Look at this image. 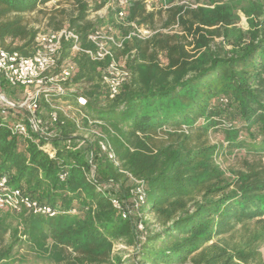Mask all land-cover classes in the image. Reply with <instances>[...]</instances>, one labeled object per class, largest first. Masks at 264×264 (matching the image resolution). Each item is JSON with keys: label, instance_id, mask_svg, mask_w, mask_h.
<instances>
[{"label": "trees", "instance_id": "obj_1", "mask_svg": "<svg viewBox=\"0 0 264 264\" xmlns=\"http://www.w3.org/2000/svg\"><path fill=\"white\" fill-rule=\"evenodd\" d=\"M51 1L0 0V46L31 56L40 32L23 16ZM107 2L89 7L75 0L66 28L81 49L91 47L87 36L95 29L129 31L113 19L116 9L87 19ZM162 12L161 29H155L160 12H148L144 0L125 9L127 23L159 31L125 41L116 52L126 57L130 79L114 98L100 80L108 60L93 62L81 52L71 57L77 69L72 80L61 93L41 92L37 99L32 117L42 132L32 131L27 110L18 108L24 88L0 79V95L14 105L0 109V177L54 213L0 209V264H264L258 252L264 244V171L251 172L256 162L247 160L264 161V2L211 0ZM238 13L245 31L236 27ZM215 38L231 48L224 50ZM70 48L63 44L60 60ZM76 120L81 128L100 123L93 128L118 166L97 141L78 134ZM18 122L26 137L14 132ZM237 156L250 173L226 177L218 160ZM130 177L144 188L137 207ZM236 227L245 229V237L231 252L215 242Z\"/></svg>", "mask_w": 264, "mask_h": 264}, {"label": "built area", "instance_id": "obj_2", "mask_svg": "<svg viewBox=\"0 0 264 264\" xmlns=\"http://www.w3.org/2000/svg\"><path fill=\"white\" fill-rule=\"evenodd\" d=\"M134 0H116L115 9L116 24L123 27H129L127 34L118 36L117 27H102L95 29L87 36V43L90 44L89 49H81L77 42V35L73 30L64 27L56 31L40 32L37 34L34 42V52L29 57H24L18 52H9L0 46V79L10 86H18L24 88V99L18 108H24L28 112L29 127L32 131L40 130L32 117L37 108V99L41 92H57L61 93L66 84H68L76 74V65L71 60L76 53H83L93 62H103L108 60L106 67L100 71L101 84L106 88L109 97L114 98L123 84L129 81L130 73L126 68V57L117 56L119 50L122 49L123 43L132 38L147 40L151 38L159 30H152L146 25L137 26L134 23H124L125 9L129 3ZM145 3V2H144ZM146 8L149 10L148 3ZM195 8L196 6H190ZM165 9L167 7H164ZM162 32L167 33V30ZM70 43V54L68 58L60 60L62 46ZM0 109L14 107L4 96L0 95ZM79 104H84L83 99H78ZM56 108V107H54ZM4 113V111H2ZM56 116L53 113L51 120L55 121ZM78 128V134L89 142L97 141L99 150L105 154L106 158L115 166L118 162L115 155L104 140L103 134L93 128L94 124L99 122H88L86 128L79 126V121H75ZM14 132L19 135L27 136L26 126L22 122H18L14 128ZM50 156L52 152L48 144L44 145ZM93 169V168H92ZM64 175L60 176L63 180ZM134 189L131 190L133 195L134 206L137 207L144 198L143 184L139 180L130 177ZM112 206L120 209V205L116 200L112 201ZM24 207L33 213L48 214L53 216L54 213L47 207L39 206L37 203L30 201L24 197L20 190L12 189L8 186L7 178L0 177V209L19 212ZM138 230L142 231L143 226L138 225Z\"/></svg>", "mask_w": 264, "mask_h": 264}, {"label": "rangeland", "instance_id": "obj_3", "mask_svg": "<svg viewBox=\"0 0 264 264\" xmlns=\"http://www.w3.org/2000/svg\"><path fill=\"white\" fill-rule=\"evenodd\" d=\"M88 3L89 7H92L94 3H97L101 0H84ZM108 1L105 6L97 11V12H92L88 16L89 21H95L99 18H106L108 10H115V0H106ZM211 0H144V2L149 6V10L146 8L148 12H156L159 13L160 15L156 16L155 22H154V27L155 29H161V25L164 21L165 18V13L162 12L164 10V7H169L172 5H185V6H200V5H205L208 4V2ZM215 1H221V2H229L231 0H215ZM254 1H261L264 2V0H254ZM75 14V0H53L49 3H47L44 6H39L37 11L30 13V14H25L23 16L24 20L30 25L33 26L34 28L38 29L39 32H47V31H56L54 29L55 25L61 26V28L67 27V19L70 15ZM239 14V20L236 23V27L241 29L242 31H245L248 29V25L246 22L245 17ZM113 19L116 22V16L115 13L112 15ZM53 18V23L49 25V19ZM124 23H127L124 20ZM150 28L149 25H146ZM118 36H122L123 32L122 30H118ZM214 42L216 44L222 43L224 50H228L231 48V46L228 43H224L222 38H215ZM213 142H218L217 137H212L211 138ZM248 161L256 162V164L252 167L251 172H261L264 171V161H255L252 159H247ZM218 163L220 164L222 170L225 172L226 177L233 178L235 174H249L250 170H247L245 165L243 164V160L241 156L237 157H226V158H220L218 160ZM253 227V224H249V229ZM245 230L244 228L241 227H236L231 233L226 234L224 236L219 237V239H216L215 242L219 244V246L225 248L228 251H232V248L234 246H238L239 243L242 242V239H244L245 233L243 232ZM241 241V242H240ZM258 252L260 254V257L262 260H264V244L259 246ZM236 263L242 264L239 261L235 259ZM190 264V263H186ZM254 264V263H252Z\"/></svg>", "mask_w": 264, "mask_h": 264}, {"label": "water", "instance_id": "obj_4", "mask_svg": "<svg viewBox=\"0 0 264 264\" xmlns=\"http://www.w3.org/2000/svg\"><path fill=\"white\" fill-rule=\"evenodd\" d=\"M0 99H1V97H0Z\"/></svg>", "mask_w": 264, "mask_h": 264}]
</instances>
